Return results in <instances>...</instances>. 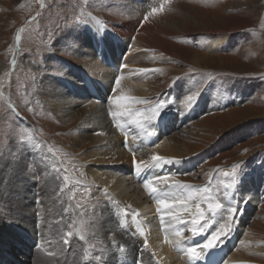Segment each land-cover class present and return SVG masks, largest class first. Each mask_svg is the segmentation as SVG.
<instances>
[{"label":"rangeland","instance_id":"rangeland-1","mask_svg":"<svg viewBox=\"0 0 264 264\" xmlns=\"http://www.w3.org/2000/svg\"><path fill=\"white\" fill-rule=\"evenodd\" d=\"M161 2L162 0H0V204L9 207L11 214L17 219L15 222L0 220V243L8 241L0 244V264H34V255L41 251L36 247L38 237L34 239L31 236L15 234L11 226V223H15L13 225L21 227L17 208L22 198L18 192L21 189L18 182L23 173L22 187L24 192L29 194L28 203L31 204V209L35 213L43 209L42 215L50 225L49 228L57 227L56 221H60L59 239L63 233L73 231L71 243L74 247L70 251L74 253L81 248L79 251L82 257L83 248L91 244L94 246L91 250L93 256L103 257L107 252V238H103L100 233L101 220L99 218V224H96L90 209L93 208L91 202L98 200L99 217L100 208L105 205L107 197L101 191L102 188H96L102 187L101 185L95 187L93 182L84 176L86 163L82 160L83 151L92 148L93 144L95 149L100 148L102 151L125 145L122 126L114 127V121L110 119L115 109H121L120 106L115 107V80L120 78L123 72H127V68L124 69L123 66L127 67V56L132 48L130 43L136 45V35L143 34L146 23L150 20L149 23L152 24L157 23L156 21L181 23V20L185 29H197L196 23L188 17L189 15L200 23L198 28L202 31L168 37L162 34V40L168 43L167 56L159 55L154 47H148L149 50L139 48L137 51L138 55L144 54L145 58L142 60L149 63L147 72L136 73L147 82L149 92L144 98L137 100L136 111L148 114L145 113L147 106L143 101L159 102L158 98L163 99L166 107L159 117L174 119V125L168 135H162L160 141L150 147V150L162 146L168 137L178 134L185 144L182 154L185 158H179L184 160L181 163L167 164L171 165V173L175 172L194 181L198 191L194 204L201 203L207 220L214 221L219 212L226 216L220 227L233 228L228 237L236 234L235 222L241 225L233 242L236 246L227 238L226 242L224 241V246L228 245L227 250L214 247L200 254L201 259L194 260L198 264H238L231 256L242 246L240 242L244 235L248 234L249 238L255 241V247L253 244L249 246L252 252L248 255L252 259L251 263L264 264V79H261L264 76V0H171L164 12L149 17L145 22L146 13L152 7H158ZM81 14L97 17L105 25L102 30L105 35L119 38L116 43L107 38L108 50L102 53L104 62L109 67H114V72L117 71L116 66L120 64L119 60L125 53L123 56L126 60L123 65H119L118 76L111 75L108 79L104 76L94 78L83 66L90 60L93 50L97 58L102 59L94 45L96 40L100 39L99 30L92 25L75 26L73 23L76 16ZM120 25L133 28L132 36L123 35L130 43L120 36ZM21 28L24 31L20 33L21 40L17 45L16 34ZM172 44L175 46H171ZM192 50L210 58L208 57L202 66H195L183 60L181 54ZM173 51L179 52L181 58L172 55ZM13 56L17 60L14 67L11 64ZM155 69L159 71H154ZM130 71L131 68L128 74ZM77 75L80 79L71 78L78 77ZM88 76L91 77L92 84L87 83ZM63 87L67 90V97H77V107H86L90 104V98H93L91 101L97 100L103 108L109 107L107 116L109 115L110 124L118 131V136L102 142L87 143L85 148L82 145L75 146L72 141L78 140L77 133L82 127L78 126L77 120L63 116L69 112L68 108L64 109V113L63 110L58 111L59 108L53 105L54 96L51 95V90L48 92L47 89ZM76 87H81V93ZM35 90L38 97L34 95ZM85 90L87 92H84ZM97 91L98 97L93 95L97 94ZM194 92H199L200 95L190 108L188 102L183 104V101H187V97ZM10 104L20 113L19 118L14 117L9 108ZM6 114L10 118L5 119ZM13 118L15 124L12 122ZM123 127L132 135L129 127H134L133 124L129 123L127 126L123 122ZM148 129L153 131L151 124ZM84 131L93 134L92 136L102 135L100 127L96 125L85 126ZM9 134L17 136V143L30 135L39 147L30 145L20 152L10 145ZM126 151L127 157H122L120 161L91 162L90 165L103 174L128 170V173L132 174L127 176L133 177L136 170H133L135 158L143 164L148 162L144 157L150 158L158 154L153 151L152 155L142 157L141 153L133 155L140 152V149ZM12 152H15V155H10ZM40 161L42 163L38 164ZM153 164L154 162H150L143 164L144 167L140 166V173L152 175L154 179L162 177L159 167H153ZM236 165L239 166L237 183L229 190L230 196L226 199L223 195L224 185L232 180L222 173L230 172ZM37 175L41 176L39 183L36 180ZM64 175L69 177L68 187L60 192L59 189L65 184ZM252 180L256 181L253 182L254 185ZM77 181L80 183L77 184ZM136 183L141 186L139 182ZM44 186L51 188L45 191ZM205 187L211 189L210 202H219L227 209L233 206L231 203L234 201L239 210L238 214L230 219L228 212L223 209L215 216L207 213L209 201L199 200V195ZM72 191H75V197L69 200ZM253 192L259 201L255 196L253 200L248 201ZM37 193L41 199L39 205L35 203ZM48 196L55 197L48 199L51 204L46 201ZM224 200L228 201L225 203ZM112 201L114 204L108 205L117 208L116 201ZM77 202L80 203V208H76ZM69 203L72 204V209L65 214L63 209ZM116 215V211H113L114 219ZM34 216L36 221V215ZM236 219L239 220L234 221ZM117 221L116 224L121 227L118 218ZM218 228L212 227L209 230L213 233ZM77 229L85 236L84 241L77 238ZM11 230L12 233L9 234ZM44 230L47 229H43L39 235L42 243L48 239L43 234ZM207 239L202 238L200 242ZM200 242L191 245L187 243L186 247L204 245ZM45 248L56 252L59 260L63 257L65 261V256H61L58 251L59 247L47 243ZM147 249L151 252L150 246ZM128 260H131L129 264L133 261L131 258ZM240 262L239 264H242L241 260ZM83 264L88 262L83 261ZM92 264L102 263L94 261Z\"/></svg>","mask_w":264,"mask_h":264},{"label":"bare ground","instance_id":"bare-ground-1","mask_svg":"<svg viewBox=\"0 0 264 264\" xmlns=\"http://www.w3.org/2000/svg\"><path fill=\"white\" fill-rule=\"evenodd\" d=\"M185 12H187V10ZM187 16H188V13H187ZM188 17L193 19L194 23H196L195 25H196L197 29H192V30L185 29L183 27V21H181V20H180L181 23H179V22L176 23V22H172V21H160V22L156 21L157 23H155V24L149 23L151 21L150 20L148 23H146L147 24V26H146L147 30L145 29L143 34L136 35V38H137L136 45H134V43H130L125 37H123V35H126V34L132 36L134 33L133 28H128L125 25H120L121 29L118 31L120 36L125 38L130 43L132 48H131V53L127 56L128 59L126 60V58H125L127 67L123 66L124 69L127 68V72L122 73V76L120 77V84H119V86L116 87V91H115L116 93L113 96H116V97L123 96V97L135 98V100L121 101L120 105L115 103V107H119V106L121 107V109L119 108L120 111L122 110V106H126L128 108L138 110L135 107L137 100L144 98V96L146 94H148V92H149V85L147 84V82L144 79L140 78L139 74H136L137 72L141 71L142 69L147 70V68H148L147 66L149 65L148 62H144V60H142L145 58V57H143L144 54H139V55L137 54V51L140 50L139 48H144V50H147L148 47H154L159 52V55L161 54V55L167 56L166 46L168 45V43H166L162 40V38H161L162 34H165L164 37H168L169 35H175V34L179 35V34L191 33V32L197 33V32L202 31L201 29L198 28L200 23L198 21H196L193 17H191V15H189ZM236 30H239V29H234V30H227L226 29V31H236ZM99 32H100V34L98 37L100 39H97L96 43L94 45L96 46L97 51L99 52V56L102 60L97 58L95 51L93 50L92 51L93 53H91L92 56L90 57V60H88L83 66L87 68L88 72L90 74H92L93 75L92 77H94V78L104 76L105 79H108L111 75L116 77V76H118L119 65H123L125 63L124 56H123V55H125V53L122 54V57L119 60L120 64H117V66H116L117 71L114 72V70H113L114 67H109L104 62V60H105L104 54H102V53L104 50H106V51L108 50V46L106 44L107 38L108 39L110 38V40H114L115 43L119 40V38H115V37H112L109 35H105L104 32H102L101 30H99ZM210 32H212V31H210ZM219 40H221V39H219ZM171 46H175V45L172 44ZM173 48L176 49L177 47H173ZM91 50H92V47H91ZM172 55L179 57V58H181L183 56L182 57L183 60H186L189 63L194 64L195 66H202L201 64L206 63V60L208 59V57L210 58V56H208L206 54H201V53H199L197 51H193V50L190 52L187 51V54H183V55L181 54V57H180L179 52H177V51H173ZM130 68H131V71L128 74V70ZM135 70H138V71H135ZM71 78H73L74 80L80 79L79 76L78 77L72 76ZM87 83L92 84V79L89 76L87 77ZM58 84H59V86H61L60 83H58ZM36 87H37V85H35V88ZM47 89H48V92L51 90V95L54 96L53 98L55 100L53 102L54 103L53 105H55V107L57 106V108H59L58 111L63 110L62 113H64V109L68 108L69 112L64 113L63 116H69V118H73L74 121L77 120L76 122L79 124L78 126L82 127V129L79 130V133H77L78 134L77 135L78 140H76L74 138L75 140L72 141L74 143V145L75 146L78 145V147H80L82 145V147L85 148V146H86L85 144H87V143H91V142L96 143L98 141L102 142L105 139L108 140V139H112V138L118 136L119 133L116 130V128H114V127H117V124H119L120 126H122L121 129H126L125 127H123V122L125 123V125L128 126L130 123V120L134 118V117H127V116L121 117L119 115L116 117L111 116L112 118L110 120L114 121L113 124H115L113 127L112 124H110L109 115L107 116V111H109L107 108H109V107L103 108L102 107L103 105L99 106V103L97 102V100L91 101L93 98L92 99L90 98L91 99L90 100L87 97V99H89V101H90V104H88L86 107H84L85 106L84 105L83 106L84 108L83 107H77L75 105V104H78V102H79L77 97L74 98L72 95L71 96L69 95L70 98L67 97V90L64 87H63V89H55V88H53V89L47 88ZM76 89H78L79 93H81L80 92L81 87H76ZM30 92H31V90H30ZM84 92H87V90H85ZM34 95H35V97H38L36 95V90L34 91ZM82 100H84V98ZM187 102L188 101L184 100L183 104H186ZM120 111L118 109H115L114 112L119 113ZM128 119H130V120H128ZM125 121H127V122H125ZM90 125L99 126L101 129L102 135L99 137L98 135L92 136L93 134L91 135V134L86 133L84 131V127L85 126L87 127ZM146 126L149 128V125H146ZM121 129H119V132L121 131ZM129 129L131 130L132 135H131V133H128L127 130L123 131L124 133H127L126 136L128 139H129V135H131V140L146 136V134L141 133L140 129L137 128L135 125L132 128L129 127ZM91 130H93V129L91 128ZM87 131H89V129H87ZM123 137H125V134L123 135ZM165 141H166L165 144H163L162 146H157L156 148L151 149V150H150V148H148V149L142 148V149H140V152H136L135 154L140 155V153H141V156L144 157L145 155H149V154L152 155L153 151H155L156 153H158L157 154L158 156L164 157L166 159L178 158V159H174V160H180L181 162H183L184 160L179 159V158H185V157H182L183 150H184L183 146H185L182 138H180L178 136V134H176V135H173L171 137H168ZM126 150H127L126 146H124L123 144H122V147L114 148V149L109 150V151H102L100 148L95 149L94 144H93L92 148L84 149V151H83L82 160L84 161L83 163H86L84 176H86L87 179L91 180L93 182L92 184L95 185V187H96V185L102 186V187H96V188H102V189L107 188L108 189V195H110L112 197V199L115 200L117 203V205H116L117 208L113 205H103V207L100 208L101 209L100 212L102 214H99L100 216L98 217V215H97V213H98L97 209L99 206L98 200L95 199L93 202H91L92 207L96 206L95 209H94V207L90 208L93 221L97 222L96 224H99V218H100V220H101V222H100V233H101L103 238L104 237L107 238L106 242H107V247L109 249L108 250L106 248L107 252L103 255L101 263L103 264V261L107 260L106 264H129V262L131 261V260L119 261L118 253L113 254L112 247L110 245V239L111 238L109 236V230H112V232L116 233L115 239L118 242L123 243L126 248L129 247V245L127 244V241L131 238V233H133V232H135V234H136L135 240L137 242V245L142 246L144 241L145 240L147 241L148 246H150L151 252L149 251V249H146L144 251V255L142 258L143 264H155V261H159V264H187V260H190L192 258V256L188 253V251H186L185 253H179V249L182 248L187 243L192 244L194 242H200L202 237H201V235L193 236L192 232L189 230L191 227L190 225L188 227H185V228L182 225H180V226L176 225L175 221H172L171 218L169 216H167L164 212H158L157 211L161 206L157 203L156 199L154 200V198L152 197L153 194H150L149 191L144 187L145 181L149 180L150 176H148V178L145 179V176L142 175L143 173H140L141 170L139 168L137 169L134 166V164H133V170H135V169L136 170H135V174L133 177L127 176V174H132V172L126 173L125 172L126 170L122 173L108 172L106 174H103L100 171H98L96 168H94L93 166L90 165L91 162L105 163V162L120 161L123 159L122 157H127L128 153ZM157 155H155V156H157ZM152 158H153V156L150 158L144 157L143 159H145V161H148V162L147 163L141 162V163H143L144 165H147L150 162H154L152 160ZM135 160H136L135 162H137L140 166L144 167L143 164H140L137 161V158H135ZM142 161H144V160H142ZM98 164L99 163H97V165ZM165 165L168 168L171 167V165H167V164H165ZM188 165H191V164L188 163ZM138 173H140V174H138ZM23 175H24V173L22 175H20L19 178H21V179L18 182V187L21 188L18 192L22 195V198L19 202V206L17 208V211L19 212V218H20V219L18 218L19 219L18 221H20L19 223H20L21 227H17L15 225H13L15 223H11V226H12V230L14 231L15 234H19L20 236H31L32 238L35 239L36 237H38L36 227H35V216H34L35 211H33L31 209V207H30L31 204L28 203L29 194L27 192H24V187H22L21 181H22ZM164 176L168 177L167 181H165L163 179L158 180L157 178H155V179L151 180V183L153 184L154 187H156L157 190H159L163 187L167 188V190L169 192L166 191L167 195L165 198H167L169 200H171L173 198L186 199L190 193L195 194V195L197 194V192H198L197 187H195V185H194L195 183L192 179L181 177L180 175L175 174V172L169 173L167 171L163 174L162 177H164ZM177 181L180 182L181 184L192 185L194 187L191 188V190L185 189L184 191H179L178 189H176L174 187H168V185H174L175 182H177ZM248 181L250 183V180H248ZM256 181L259 182V179H257ZM256 181L252 180V184L254 185L253 182H256ZM136 182H139L141 184V186H139ZM44 188L46 191L48 188H51V187L48 186V188H47L46 186H44ZM238 189H240V188H238ZM249 196H250V198L248 201H250L251 199L253 200L254 196L258 200V197H257L255 192H253V195H249ZM54 198L55 197L48 196L46 198V201L49 202L48 199L52 200ZM165 198H161V199H165ZM44 201H45V199H44ZM223 202H225V200ZM190 204H194V201H191ZM248 206H249V203H248L247 207ZM81 209H83V208H81ZM113 211L117 212V215H118L119 219H121V222L123 223V221H124V223L128 226V228H125V229L121 228L120 229L118 227V225L115 222L116 219H114V217H112ZM177 211H179V209H177ZM125 212L127 213V215L124 214ZM161 216H164V221H165L164 226H162L160 224V217ZM181 217H182V219H189V217L185 213H181ZM225 217H224V214L222 212H219L214 217L215 220L212 221L211 223H214L217 226L216 228H218V227H220V225H221L220 223L223 222V219ZM237 220H239V219H236L234 221H237ZM235 223H236V225L234 224L235 225V231L234 232H236V234L232 237V242H234L235 239L237 238V233L240 230V226H241L240 224H237V222H235ZM204 227H205L204 231H206L207 230L206 227H208V225H204ZM180 229H183L182 236L176 235V232L179 231ZM12 230L9 231V234L12 233ZM232 230H233V228H232ZM7 231H6V233H7ZM45 231L48 233V235H47L48 239L43 240L44 247L46 246V244H47L46 241H48V240L53 241L52 244H54L56 247H60L59 245L57 246L58 241H59L58 227L48 228L47 230H44V232ZM3 234H4V232H3ZM139 236H140V238H139ZM210 238H211V235H209L208 239H210ZM228 238H230V237H228ZM208 239H207V241H208ZM207 241L202 240L200 243L201 244L204 243V245H205L207 243ZM7 242L8 241H5V242L1 241V243H7ZM253 243L255 244V241L251 240L249 238L248 234H245L243 240L240 242V245H242V246H239L234 251L231 258H233L234 261H237L238 264L241 263L240 260L242 261V264H252L251 263L252 259H250V257L248 255L252 253L249 249V246H252ZM254 244H253V247H255ZM204 245H199L197 247L194 245V248L197 249V252L199 253V255L202 253H206L207 250L209 251V249H206L203 247ZM227 246H224V244H220L217 247L219 250L223 249V248H225L227 250V248H228ZM189 247H191V246H189ZM79 249H81V248H79ZM79 249L76 252H74L75 255L69 256V257H67V259L65 258V261H63V257L61 260H59L60 257H58L56 255L53 257H49L45 253H43V251H40V252L38 251V254L34 255L33 261H34V264H83V259L80 256ZM153 253L155 255V260L152 259L151 254H153ZM220 253H222V252H220ZM210 254H212V253H210ZM125 255L136 259V249L130 248ZM203 255H205V254H203ZM223 262H224V260H223ZM225 263H226V261H225ZM231 263L236 264V262H231ZM207 264H209V263H207ZM210 264H212V263H210Z\"/></svg>","mask_w":264,"mask_h":264},{"label":"snow or ice","instance_id":"snow-or-ice-1","mask_svg":"<svg viewBox=\"0 0 264 264\" xmlns=\"http://www.w3.org/2000/svg\"><path fill=\"white\" fill-rule=\"evenodd\" d=\"M170 3H171V0H162V2L158 5V7H152L151 10L146 13V15L144 16V21L146 22L149 17H152L158 13L164 12L166 5H168ZM41 7H43V4H41ZM37 15H39V13H37ZM73 23L75 26L92 25L101 31L105 29L104 23L102 21L98 20L97 17L92 16L91 14H88L87 16H84L83 14L78 15V16H76ZM23 31H24V29L21 28L19 30V32L16 34L17 45H19V42L21 40L20 33H22ZM17 51H19V49H17ZM11 64L13 67L17 64V60H16L15 56H13V58L11 60ZM124 67H126V65ZM141 71L147 72L148 70L142 69ZM154 71L158 72L159 69H155ZM261 79H264V76H262ZM115 83L117 84V86H119V84H120V78L119 77L116 78ZM173 83H175V81ZM199 95H200L199 92H194L192 95H189L187 97L189 107H191L193 104L196 103ZM158 99H159V102H150L148 100L143 101V103L147 106L145 108V113H148V114L137 113L136 110H133V109L128 108L126 106H122V110L119 113L112 112L111 114L113 117H116L118 115L121 117H124V116L134 117L133 119L130 120V123L134 124L137 128H139L141 133L146 134L148 137H151V136H154L156 134V132H155V130L149 131V129L146 125L151 124L153 126V129H155V127H157V124L155 122L159 118L160 113L166 107L163 99L162 98H158ZM114 100H115L116 104L120 105L121 101L135 100V98L119 96V97H115ZM9 108L11 109V112L14 114L15 118L20 117V113L17 112L11 104L9 105ZM4 118L8 119L10 117L8 116V114H6ZM15 118H13V121H12L14 124L16 122ZM117 127H120V125L117 124ZM13 132H15V129H13ZM9 142H10V145H12L15 149H18L20 152H23L30 145L35 146V147H39V145L35 144L33 138L30 135L24 139H21L19 141V143H17V136L9 134ZM125 144H127V140H125ZM10 155H15V152L10 153ZM133 155H135V153H133ZM152 159L154 161L153 167H163V165H165V164L181 163L180 160L166 159V158L158 156V155L153 156ZM39 163H42V161L38 162V164ZM133 164L137 169L140 167V165L137 162H135V160L133 161ZM238 167H239L238 165L233 166V169L230 172L222 173L223 176L230 177L232 180L231 183L224 185L225 191H224L223 195L226 198H229V196H230V193L228 190L233 189L237 183V168ZM157 179L158 180L163 179V180L167 181L168 177L167 176H164L162 178L157 177ZM36 180L39 183L41 181V176L37 175ZM63 180L65 181V184L63 185V187H61L59 189L60 192H63L65 190V188L68 187L67 182L69 181V177L67 175H64ZM76 183L79 184L80 182L77 181ZM144 187L149 191L150 194L155 195L157 193L156 187L153 186V184L151 183L150 180L145 181ZM168 187H174V188L178 189L179 191H184L185 189L191 190V188H193L194 186L187 185V184H181L180 182L177 181V182H175L174 185H168ZM101 191L107 197V199L105 200V205H108L110 203L114 204V202L112 201V197L110 195H108V189L103 188V189H101ZM209 193H211V189L205 187V189L203 190V193H201L199 195L200 201H202V202L203 201H209V203L207 204V213L211 214L212 216H215L219 210L223 209V210L228 212L230 219L233 218L236 214H238L239 210H238V207L235 206L234 201L231 203V204H233V206L228 207L227 209H224L223 204H221L219 202H215V203L210 202L212 200V196ZM89 194H91V193H89ZM160 195L166 196L167 193H160ZM74 197H75V191H72L71 195L69 196V200L73 199ZM196 199H197L196 195L191 194V193L187 196L186 199H176V198H173L171 200H169L167 198L158 199L157 203L161 207L157 211L158 212H164L167 216H169L171 218L172 221H175L176 225H183L184 227H188L190 225L191 227L189 230L192 232L193 236L201 235L205 230L204 225L210 226L211 222L206 219V211L201 206V203L190 204L191 201H194ZM35 203L37 205L41 204V199H40L39 193H37V198L35 200ZM98 203H99V201H98ZM80 207H81L80 203L77 202L76 208H80ZM93 207L95 209L96 206H93ZM70 209H72L71 203H69L68 206L63 209V212L65 214H67ZM177 209H179V211H177ZM42 212H43V209H40L39 212L35 213V215H36L35 227H36L37 236H38L36 247L39 248L41 251H43L47 256L53 257L56 255V253L51 252L47 248H45L44 243H42L39 240V235L41 234V231L43 229H48L50 227L47 220L42 215ZM181 213L187 214L189 219H182ZM124 214L127 215L126 212ZM9 217H11V219ZM0 220H4L7 222H15L17 219L15 218V216H13L11 214L9 207H7L4 204H0ZM202 222H204V223L202 224ZM59 223H60V221H56L57 227L59 226ZM160 224L162 226L165 225L164 216L160 217ZM231 231H232L231 227H228L225 229L222 226L221 228L217 229L216 231H214L211 234V238L208 239L207 243L203 247L206 249H211V248L219 246L220 244H222L224 241L227 240L228 235L230 234ZM182 233H183V229H180L179 231L176 232V235L182 236ZM43 234L45 236L48 235V233L46 231ZM115 235H116L115 232L109 231V236L111 238L110 239V245L112 247L113 254L118 253V254L124 255L128 252V250L130 248H135L136 249V264H143L142 258L144 255V251L148 247L147 241L145 240L142 246L137 245V242L135 240L136 234H135V232H133V233H131V238L127 241V244L129 245V247L126 248L123 243H120L115 239ZM73 236H74L73 231H67V232L63 233V235L60 236V239L58 241V244L60 245L58 251L60 252L61 256H65L66 259L69 256L75 255V253L70 251V249H72L74 247V245L71 243ZM77 238L79 239V241L85 240V236L83 234H80L79 229H77ZM46 243L51 244V243H53V241L48 240V241H46ZM93 249H94V246L89 244L86 247H84L82 250V259H83V261L88 262V264H92V262H94V261H101L102 260L101 255H95V256L92 255L91 250H93ZM181 250H183V249H181ZM187 251L193 258H197V259L202 258L199 256L197 249L194 247L188 248ZM102 252H103V249H101V253ZM151 255H152V259L155 260L154 253ZM106 261L107 260H104L103 264H106ZM155 264H159V261H155Z\"/></svg>","mask_w":264,"mask_h":264}]
</instances>
